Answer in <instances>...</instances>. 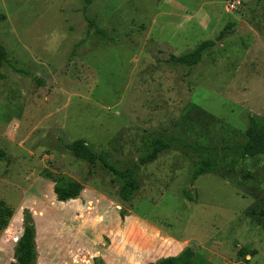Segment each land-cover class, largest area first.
I'll use <instances>...</instances> for the list:
<instances>
[{
    "label": "rangeland",
    "instance_id": "obj_1",
    "mask_svg": "<svg viewBox=\"0 0 264 264\" xmlns=\"http://www.w3.org/2000/svg\"><path fill=\"white\" fill-rule=\"evenodd\" d=\"M232 1L0 0V264L15 263L24 210L36 264H158L186 248L194 264H264V156L238 150L249 118L264 124V0ZM226 29L197 65L175 62ZM154 138L170 148L140 165ZM76 140L132 171L129 204L99 160L71 155ZM70 182L79 196L56 201Z\"/></svg>",
    "mask_w": 264,
    "mask_h": 264
},
{
    "label": "trees",
    "instance_id": "obj_2",
    "mask_svg": "<svg viewBox=\"0 0 264 264\" xmlns=\"http://www.w3.org/2000/svg\"><path fill=\"white\" fill-rule=\"evenodd\" d=\"M228 31V29L222 31L215 41H205L200 43L192 52L175 58V62L187 68L197 65L201 61L202 54L207 49L213 47L217 41L221 40L224 34L228 33ZM6 64H8L6 52L0 45V70ZM14 71L21 74V71L17 69ZM245 139V143L238 148L239 155L242 159L264 156V124H261L253 117H250L249 125L245 131ZM170 146V142L161 138L152 139L151 151L140 157L138 163L140 165H146L154 162L158 155L161 152L168 150ZM66 148L74 158L83 160L89 164H93L96 160H99L102 166L109 170L114 176L116 182L119 183L118 196L120 200L125 204H129L133 200L136 192L139 190V183L131 170L118 171L115 167L109 165L102 156L97 157L83 140H76L68 144ZM3 156L4 154L0 149V158ZM212 167L213 165L211 162H203L193 170L191 175L192 180L210 173ZM81 190V185L72 182L67 184H55L53 187L56 201L62 203L75 200L79 196ZM9 217H11V211L8 208L1 209L0 228L5 226V220ZM120 217L124 219V211L120 213ZM35 238V226L32 221V216L27 210H24L22 233L18 238L13 253V258L15 260L14 264H36L37 255ZM193 258V251L190 248H186L178 256L165 258L158 264H194Z\"/></svg>",
    "mask_w": 264,
    "mask_h": 264
},
{
    "label": "built area",
    "instance_id": "obj_3",
    "mask_svg": "<svg viewBox=\"0 0 264 264\" xmlns=\"http://www.w3.org/2000/svg\"><path fill=\"white\" fill-rule=\"evenodd\" d=\"M240 6V1H232L231 3H230V8L231 9H237L238 7Z\"/></svg>",
    "mask_w": 264,
    "mask_h": 264
}]
</instances>
